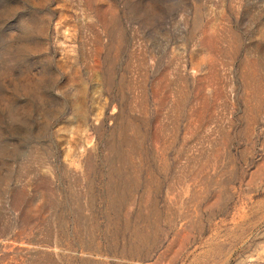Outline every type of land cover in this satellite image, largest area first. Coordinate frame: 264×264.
Wrapping results in <instances>:
<instances>
[{
	"label": "rangeland",
	"instance_id": "obj_1",
	"mask_svg": "<svg viewBox=\"0 0 264 264\" xmlns=\"http://www.w3.org/2000/svg\"><path fill=\"white\" fill-rule=\"evenodd\" d=\"M0 264H264V0H0Z\"/></svg>",
	"mask_w": 264,
	"mask_h": 264
}]
</instances>
